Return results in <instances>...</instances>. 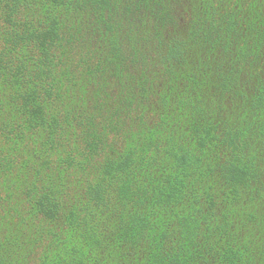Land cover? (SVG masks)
Instances as JSON below:
<instances>
[{
	"label": "trees",
	"instance_id": "trees-1",
	"mask_svg": "<svg viewBox=\"0 0 264 264\" xmlns=\"http://www.w3.org/2000/svg\"><path fill=\"white\" fill-rule=\"evenodd\" d=\"M0 264H264V0H0Z\"/></svg>",
	"mask_w": 264,
	"mask_h": 264
}]
</instances>
